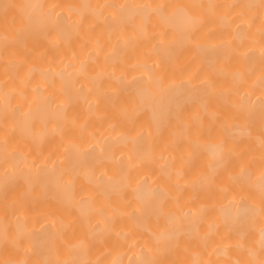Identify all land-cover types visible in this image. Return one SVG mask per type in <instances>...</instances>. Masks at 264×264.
Returning a JSON list of instances; mask_svg holds the SVG:
<instances>
[{"label":"bare ground","instance_id":"obj_1","mask_svg":"<svg viewBox=\"0 0 264 264\" xmlns=\"http://www.w3.org/2000/svg\"><path fill=\"white\" fill-rule=\"evenodd\" d=\"M0 264H264V0H0Z\"/></svg>","mask_w":264,"mask_h":264}]
</instances>
